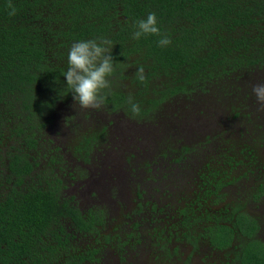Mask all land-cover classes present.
<instances>
[{"label": "trees", "instance_id": "obj_1", "mask_svg": "<svg viewBox=\"0 0 264 264\" xmlns=\"http://www.w3.org/2000/svg\"><path fill=\"white\" fill-rule=\"evenodd\" d=\"M8 3L0 0V264H143L142 252L149 264H264V109L252 93L264 84V0H11V17ZM150 12L166 47L154 35L132 38ZM101 37L113 43L111 89L101 109H84L63 74L73 43ZM141 65L144 82L134 75ZM127 135L131 149L164 158L166 188L145 202L137 185L125 204H105L88 185L103 180L91 181L103 151ZM124 170L104 167L115 191ZM120 222L132 229L113 233Z\"/></svg>", "mask_w": 264, "mask_h": 264}, {"label": "clouds", "instance_id": "obj_2", "mask_svg": "<svg viewBox=\"0 0 264 264\" xmlns=\"http://www.w3.org/2000/svg\"><path fill=\"white\" fill-rule=\"evenodd\" d=\"M8 15L15 16L17 9L11 0L7 5ZM134 27L132 38L140 40L142 36L154 35L160 37L158 45L166 47L171 43L167 36H163L158 27L157 17L150 12L145 19H140ZM113 43L106 38L98 40H82L73 43L68 53V68L63 76L66 78V85L71 89L73 99L84 109L99 110L104 106L107 94L104 90L111 89L109 77L115 72L114 60L111 55ZM135 78L144 82L146 80L144 66L141 65L135 72ZM257 103L264 109V84H256L252 88ZM130 112L132 117H138L141 113L139 103H135L129 96Z\"/></svg>", "mask_w": 264, "mask_h": 264}, {"label": "rangeland", "instance_id": "obj_3", "mask_svg": "<svg viewBox=\"0 0 264 264\" xmlns=\"http://www.w3.org/2000/svg\"><path fill=\"white\" fill-rule=\"evenodd\" d=\"M262 117H264V113L261 114ZM125 128V125H120V132L124 133V134H128L130 131H132L131 128H128L127 131ZM122 129V130H121ZM189 131H194L196 132L195 128H193V126H189L188 127ZM207 130V129H206ZM129 135L127 136H123V140L119 142V144L116 147H111L108 148L107 150L103 151V155L101 154V161L99 162L101 164V167H98L96 165V168H94L95 173L99 172V169H102V174L101 176L99 175H95L91 181H96L99 179H103L101 182H97V183H92L91 185L89 184L88 186H92V185H97L96 187H91L89 188V191L91 190V193L93 191L97 192L96 197H98L102 202H104L106 204V202H109V200L111 201H116L117 203L119 201L122 202V204H125V198L127 197V192L134 194V191L132 190V188H136L137 185H139V188L143 191V198L146 201H152V195L156 194L157 196H159L155 191V189H160L161 193L162 190H164L166 188L165 186V182H164V178L162 173L165 174L166 172V165H165V160L162 157H157V154L153 153L152 151V147L149 146V150H145V152L141 155L140 152L135 151L134 149H131L130 144L132 143L130 141V139L128 138ZM153 137V136H152ZM154 138H156V136H154ZM134 153L135 155L133 157H131V154ZM128 157L130 159H128ZM128 159V160H127ZM126 160V161H124ZM154 162V170L153 171H149L147 173H145V168H144V164L146 162ZM111 166H120V169L122 171H125L124 169H126V172H129V174H125L126 177L121 176L119 179L123 181L126 180L127 181L124 185L119 186V188L116 190L117 192H119V195L121 197V199L119 200L118 198V194L115 190H113V188H110L109 186V181L111 180H117L114 177L113 174L108 176V173L105 174L104 171V167H111ZM137 167L138 170H140L143 173L138 172L140 179L137 178V180H135V177L133 178L131 176V174L134 172L133 168ZM99 168V169H97ZM157 168V169H156ZM162 172V173H161ZM161 173V175H160ZM145 174V175H144ZM160 175L161 179L159 180V182L155 181V178L153 177H158ZM147 178V179H145ZM189 176L186 173L184 175V180L182 181V184H186V182L188 181ZM242 179H240L241 181ZM140 182V183H139ZM138 183V184H137ZM102 185V188H101ZM111 192V195H109L108 193ZM158 190V191H160ZM86 192H82L80 193V195H82L84 198V200H88L87 197H85ZM88 194V193H87ZM135 195V194H134ZM136 196V195H135ZM113 198V199H112ZM160 198V196H159ZM92 200V197L89 196V202ZM159 200V199H158ZM140 201V198H139ZM94 202V201H92ZM164 202V200H163ZM129 208H125V207H118L115 209V213L117 212L119 215L124 214L127 212V214H129V217H132L133 219L131 220L132 222L138 221V218L136 217V213L135 212H129L128 211ZM127 223V222H126ZM124 224V222H120L119 224V228L118 230H115L113 233H116L119 231V233L122 234V232H125L126 229H132V227L129 224ZM116 226V223L114 222H109L107 223L104 227H103V231L105 232H110L114 227ZM145 227H141L140 231L143 230ZM125 239V237H123ZM136 254V249H134L133 247H131L128 251L127 254V258H126V262H131L134 259V256ZM142 254H144L143 259H142V263L143 264H149L148 262V252L144 253L142 252ZM112 261V260H111ZM105 264H111V262H106ZM124 264V263H123Z\"/></svg>", "mask_w": 264, "mask_h": 264}, {"label": "flooded vegetation", "instance_id": "obj_4", "mask_svg": "<svg viewBox=\"0 0 264 264\" xmlns=\"http://www.w3.org/2000/svg\"><path fill=\"white\" fill-rule=\"evenodd\" d=\"M109 195H111V192L110 193H108ZM263 203H264V200H263ZM258 204V203H257Z\"/></svg>", "mask_w": 264, "mask_h": 264}]
</instances>
